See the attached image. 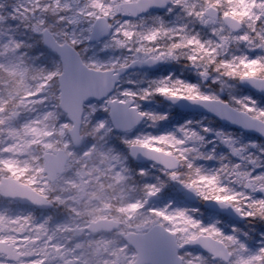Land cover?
<instances>
[{"label": "snow or ice", "instance_id": "6c2138e0", "mask_svg": "<svg viewBox=\"0 0 264 264\" xmlns=\"http://www.w3.org/2000/svg\"><path fill=\"white\" fill-rule=\"evenodd\" d=\"M153 8L178 9L183 22L145 17ZM9 19L35 34L36 51L0 42V264H264V232L228 233L219 221L203 223L198 209L155 203L176 184L264 221V171L256 172L264 148L191 120L130 135L167 120L141 108L159 96L264 136V107L236 88L264 94V0H16L11 11L4 0L0 25ZM92 44L122 54L102 61L89 54ZM180 61L198 82L169 74L146 87L120 86L128 69ZM90 98H103L107 119ZM216 141L238 162L204 150ZM214 159L213 169L197 163Z\"/></svg>", "mask_w": 264, "mask_h": 264}, {"label": "rangeland", "instance_id": "374dc122", "mask_svg": "<svg viewBox=\"0 0 264 264\" xmlns=\"http://www.w3.org/2000/svg\"><path fill=\"white\" fill-rule=\"evenodd\" d=\"M0 2H4V0H0ZM16 0H7V10L11 11V5L15 3ZM159 16L162 19H164L167 22L171 23H181L183 22L181 19H179L182 14L178 9L173 10L172 13H169L167 10L161 13H153L146 15L145 17H155ZM191 27L197 31L200 32L202 38L207 39L210 37V34L207 29L202 28L199 24H193ZM27 37V38H26ZM9 38L15 39L18 42H21L25 45H32L34 47V40L35 34L32 33L29 29L25 28L23 23L19 21L14 20H7L4 24L0 25V42H5ZM26 48L23 49L24 51H28L30 54H34L33 50L34 48ZM102 45L100 44H92L89 46V54H92L93 52L102 61H106L110 57L114 56H120L121 50H101ZM169 74L173 75L175 78L184 79L188 82L196 83L198 82L199 78L197 76L196 71L191 68L186 61H180V62H167L162 63L156 70L154 71H135L125 77L122 78L121 88H130L135 89L137 87H146L147 81H150L152 79H157L163 76H168ZM128 81H133L134 83H128ZM205 86L210 84V81L203 82ZM213 88H218V85H211ZM237 88V94H243V95H251L254 99L257 100L258 104L262 107H264V97H261L255 93H252L251 91H248L247 89L241 88L239 85H236ZM222 98L227 99V95H223ZM92 106L96 108L97 112L103 113V100L102 101H92ZM141 108L145 111H154L161 114H167V120L159 122L158 126L153 128L149 127L147 123H143L141 126L136 128L134 131H131L130 135L135 136L139 133H147L151 132L153 134H159L164 131H171L175 128L179 127L180 125L184 124L186 121L191 120L193 122H200V125L204 127L211 128L213 130H222L227 133L232 134L234 137H236L241 144H251L255 143L259 145V147L264 148V142L260 141L256 137L240 133L238 131H235L229 127L219 125L217 121L213 119H208L206 116H196V115H189L184 116L175 113L174 108H171L167 105L162 104L161 97L156 96L153 99L149 101H143L141 102ZM107 119L108 114L103 113V117ZM200 125H197L194 123V127L197 128V130H200ZM204 134V133H202ZM206 136L207 140H214V135L212 133L204 134ZM113 143H116L118 147H123L122 145H119L116 138H113ZM213 148H215L216 156L219 157L221 155L228 157V159L232 160L233 162H238L236 157L231 156L229 149L224 146L223 144H220L218 141L215 143H210L206 146L204 149L205 151H211ZM250 152L259 154L257 148H249ZM130 165L132 167L136 168H145L150 169L153 175H156L155 169H151L150 163L147 164H137L133 160L130 159L129 161ZM198 164L202 165L205 168L213 169L219 166V160H202L198 161ZM264 171V169H257L256 172ZM259 195V194H257ZM155 203L158 206H163L165 203H172L174 207H187V208H195L198 209V212L195 213L196 217L198 219H201L203 223L208 224L212 222L219 221L222 229L228 233H231V230L233 228L239 229L241 233L243 232H249L251 236H253L254 239L258 238L259 233H262L260 229L258 228H264V221H250L247 219L242 220H235L228 218L229 216H226L224 214L218 213L217 215L212 214L207 207L209 202L201 201L199 198H195L191 203H188L187 198V191L182 189L179 185L176 184H170L163 193V197L155 201ZM262 222V223H260ZM258 242V239H257ZM188 251L195 253H199L194 250L187 249ZM204 255H207L203 253Z\"/></svg>", "mask_w": 264, "mask_h": 264}, {"label": "water", "instance_id": "95a60500", "mask_svg": "<svg viewBox=\"0 0 264 264\" xmlns=\"http://www.w3.org/2000/svg\"><path fill=\"white\" fill-rule=\"evenodd\" d=\"M164 10H166V8H153V9H150L148 12L164 11ZM148 12H147V13H148ZM147 13H145V14H147ZM156 66H157V65H155V66H151V67H135V68H131V69H128L125 73H123L122 76L125 75V74H127L128 72H131V71H134V70H143V69H148V68H150V69H154ZM241 86H242V87H245V88H247V89H250V88L247 87V86H244V85H241ZM250 90H253V89H250ZM253 91H255V90H253ZM255 92H256V91H255ZM259 94H261V93H259ZM261 95L264 96V94H261ZM90 99H91V101H92V100H98V101L103 100V98H90ZM163 100H164L166 103L171 104V105L177 107V108H178L179 110H181V111H184V112H190V113H201V114H207V115H210V116H212V117H215V118L218 119L220 122H222V123H224V124H226V125H229V126H231V127H234V128H236V129H238V130H241V131H243V132L251 133V134L256 135L257 137H259V138H261V139L264 140V136H261L259 133L255 132V131H253V130L244 129L243 127H241V126H239V125H235V124H232L231 122H228V121H226V120H223V119H221L220 117L216 116L215 114L208 112L206 109H204V108L201 107V106L193 105V104H191L190 102H186V101H184V102L172 103V102H170V101H168V100H166V99H164V98H163ZM139 125H140V124H139ZM139 125H137V126H139ZM137 126H136V127H137ZM136 127H135V128H136ZM136 161L141 162V163H145V162H146V161H142V160H136ZM188 196H189V199H193V197H194V195L191 194V193H188ZM208 205H209L213 210H215V211H223V212H226L227 214H229L230 216H232L233 218H236V219H242L241 217H239V216H238L234 211H232L231 209L220 208L218 205H216V204L213 203V202H209ZM191 248H195V249H197V250H199V251H202V250H201L200 248H198V247H191Z\"/></svg>", "mask_w": 264, "mask_h": 264}, {"label": "trees", "instance_id": "16d2710c", "mask_svg": "<svg viewBox=\"0 0 264 264\" xmlns=\"http://www.w3.org/2000/svg\"><path fill=\"white\" fill-rule=\"evenodd\" d=\"M27 38V37H26ZM34 40V50H33V52L35 53V51H36V48H35V39H33ZM172 111H174L175 113H177V114H180V115H182L181 113H178L176 110H172ZM260 223H262V222H260ZM263 224V223H262ZM258 229H260V231H262V232H264V228H258Z\"/></svg>", "mask_w": 264, "mask_h": 264}]
</instances>
